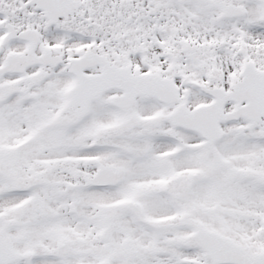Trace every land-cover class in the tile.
Returning <instances> with one entry per match:
<instances>
[{
  "label": "snow or ice",
  "instance_id": "snow-or-ice-1",
  "mask_svg": "<svg viewBox=\"0 0 264 264\" xmlns=\"http://www.w3.org/2000/svg\"><path fill=\"white\" fill-rule=\"evenodd\" d=\"M0 264H264V0H0Z\"/></svg>",
  "mask_w": 264,
  "mask_h": 264
}]
</instances>
